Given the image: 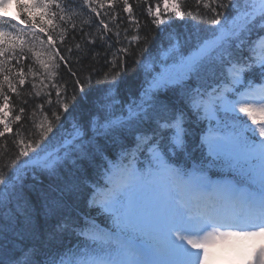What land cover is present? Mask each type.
Listing matches in <instances>:
<instances>
[{
  "label": "snow or ice",
  "instance_id": "1",
  "mask_svg": "<svg viewBox=\"0 0 264 264\" xmlns=\"http://www.w3.org/2000/svg\"><path fill=\"white\" fill-rule=\"evenodd\" d=\"M10 2L11 0H0V9ZM54 3L55 0H16L20 10L16 19L20 25L27 21L30 29L39 27V31L43 33L45 27L41 25L51 24V20L46 21L45 17L54 15L48 11ZM123 3L125 10L131 13L128 0H123ZM212 3L221 9L229 6L218 0H211L210 3L209 0H197V4H202L205 8L211 7ZM231 4L235 15L231 20L224 17L223 22L220 19L222 13H217L215 7L211 8L216 15V19L211 22L217 28L216 34L200 44L188 57H181L177 70H162L153 80L151 88L178 84L185 75L210 65L223 69L234 85L242 83L244 74L255 69L264 77V55L256 54L257 45L264 50V44L261 43L264 42V0H251V3L245 0L243 6L239 0H231ZM37 9L40 11H36ZM147 12L153 17V23L157 27L172 22L169 14L180 19L188 15L193 20L199 16V12H185L179 0H162V8L160 4L155 9L149 6ZM20 16L25 19H20ZM6 24H11L13 29L17 27L16 23H11L0 13V55L4 53L2 46L5 43L12 45L16 39L11 32L4 31L3 26ZM100 24L105 29L108 28L103 20ZM20 31L23 32L24 29L21 28ZM254 31L261 35L246 49ZM48 41L51 43V36ZM246 50L252 53L251 57H244ZM60 60H64V57L61 56ZM3 63L0 61V64ZM45 67L48 65L45 64ZM119 76L120 73H116L108 80V74H105L106 96L110 97L118 87ZM24 82L23 79L19 81L21 85ZM85 83L90 85V78L86 77ZM8 84L15 91L11 82ZM76 84L82 95H88L84 84L79 80ZM0 95H3V104H0V137H3L11 131L13 121L8 116L9 97L2 92ZM144 95L147 96L148 92L145 91ZM236 95L237 99L223 104L224 113L231 119V131L222 139L227 145L224 155L228 167L236 174L233 180L223 183L212 181L207 175L195 170L186 174L181 168L167 162L159 143L152 144L148 151L155 173H148L153 179L147 193L141 195L139 191V184L144 176L139 169L123 164H110L104 170V186L97 188L89 201L90 206L95 205L112 216L119 234L101 229L91 219L80 226L66 218L56 225L50 239H55L57 234L73 232L83 239V244L79 249H66L49 256L43 264H215L219 259H227L232 264H264V85ZM217 99L222 100L223 97H213L206 103L202 98L194 96L191 102L197 110L215 112ZM61 106L65 110L69 107L63 102ZM100 107L106 112L104 123L100 125L105 132L117 131L130 126L134 121L151 118L147 108L138 109L135 104L129 106L127 116H114L111 103ZM23 111L21 108L20 112ZM240 114L250 124H240ZM53 117L59 120L55 113ZM20 119L19 115L15 116L16 121ZM160 127L173 128V143L176 146L182 145L183 129L179 121L160 124ZM51 131L52 124L49 123L41 133V139ZM248 133L252 137L258 135L259 139L250 138ZM69 135L71 140L65 138L59 147L51 149L47 143L41 145L40 140H29L26 144L21 140L20 143L24 146L19 149L15 160L10 164L0 165V192L4 193L5 198L15 190L16 182L20 179V169H12L11 165L21 157H29L34 168L49 172L55 169L60 158V148L65 150L66 155L79 153V158L87 159L88 152L84 142L87 131L84 125L74 123ZM152 139V135H138L134 151H139ZM206 142L210 151L220 155L216 137L210 136ZM29 150H33L31 156ZM54 152L57 153L55 159ZM5 168L13 175L6 173ZM74 187L75 185L70 184L69 190ZM208 188L228 195L213 201L202 195ZM136 224L139 226H135ZM34 257L35 249H28L13 264H39Z\"/></svg>",
  "mask_w": 264,
  "mask_h": 264
},
{
  "label": "trees",
  "instance_id": "2",
  "mask_svg": "<svg viewBox=\"0 0 264 264\" xmlns=\"http://www.w3.org/2000/svg\"><path fill=\"white\" fill-rule=\"evenodd\" d=\"M218 2L229 6L221 9L212 3L211 7L205 8L198 5L197 0H181L182 9L193 14L199 12L198 18L193 20L185 15L180 19L169 14L172 22L157 27L147 8L155 9L157 4L162 8V0H128L131 13L125 10L123 0H88L87 3L85 0H55L48 9L54 15L45 17L46 21L51 20V24L41 25L45 27L43 33L39 27L30 29L25 21L20 25L24 35L17 45L5 43L2 46L4 53L0 55V61L4 63L0 64V92L9 97L8 116L13 123L11 131L0 137V165L15 160L19 149L24 146L21 140L25 144L29 140H40L41 145L47 143L50 149L59 147L70 136L74 123L86 128L84 142L88 152L87 159H81L79 153L66 155L63 150L51 172L34 168L29 157H21L11 165L12 169H20V179L7 198L0 192L2 264H13L28 249H35V257L42 249H45L46 256L57 248L79 249L82 239L73 232L57 234L55 239H50L56 225L66 218L80 226L89 219L101 225H111L106 214L90 206L88 198L91 187L103 175L102 166L114 161L119 150L129 141L133 143L138 135H147L152 126H156L154 120L170 116L176 104L183 103L197 80L204 77L213 81L215 76L204 73L206 66L189 73L178 84L147 91V108L150 103L153 106L148 111L151 118L134 121L117 131L103 130L102 135L111 141L91 130L92 126L104 123L106 112L100 106L111 103L112 114L116 116L141 99L149 77L164 69L177 70L178 63L167 56L178 62V56L188 57L194 52L212 26V7L222 13L220 19L235 15L231 0ZM244 2L239 0L241 6ZM14 4L17 16L20 10L16 0ZM20 19L25 18L20 16ZM101 20L108 25L107 29L100 24ZM61 56L64 60H60ZM116 73H120L119 85L110 97L106 96L105 74L111 80ZM86 77L90 78V85L85 83ZM21 79L25 81L23 85L19 83ZM77 80L84 84L88 95L81 94ZM162 89L165 91L161 92ZM61 102L69 105L67 110ZM0 104H3V95H0ZM21 108L23 112H20ZM53 113L59 120L54 119ZM16 115L21 117L19 121L15 120ZM95 117L99 119L94 120ZM49 123L52 131L41 139V133ZM32 151L29 150V156ZM4 170L13 175L8 168ZM70 184L75 185L71 190ZM35 260L43 264V261Z\"/></svg>",
  "mask_w": 264,
  "mask_h": 264
},
{
  "label": "rangeland",
  "instance_id": "3",
  "mask_svg": "<svg viewBox=\"0 0 264 264\" xmlns=\"http://www.w3.org/2000/svg\"><path fill=\"white\" fill-rule=\"evenodd\" d=\"M0 13H1V12H0ZM2 14H3V13H2ZM6 14H7V16L15 17L14 5H13V1H12V0H11V2H10L9 4H7V13H6ZM262 43H264V42H262ZM258 47H259V45L256 46V48H258ZM260 53H261L260 50L256 52L257 55L260 54ZM158 75H159V74L154 75V76L150 79V81L147 83V85H146L147 90L152 89V88H151L152 82H153V80H154L155 78L158 77ZM59 153H60V151H59ZM59 153H58V155H59ZM56 155H57V153L54 152V153H53V158H55ZM215 264H232V262H230V261L227 260V259H219V260H217V261L215 262Z\"/></svg>",
  "mask_w": 264,
  "mask_h": 264
},
{
  "label": "bare ground",
  "instance_id": "4",
  "mask_svg": "<svg viewBox=\"0 0 264 264\" xmlns=\"http://www.w3.org/2000/svg\"><path fill=\"white\" fill-rule=\"evenodd\" d=\"M180 1H181V0H179V2H180ZM260 85H261V83H260ZM4 246H5V245H4ZM3 250H4V248H3ZM3 250H2V251H3Z\"/></svg>",
  "mask_w": 264,
  "mask_h": 264
}]
</instances>
